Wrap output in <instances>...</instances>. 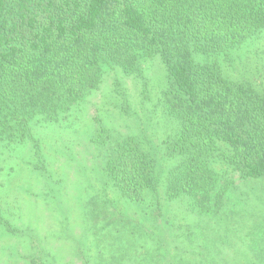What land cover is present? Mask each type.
Listing matches in <instances>:
<instances>
[{"label":"trees","instance_id":"obj_1","mask_svg":"<svg viewBox=\"0 0 264 264\" xmlns=\"http://www.w3.org/2000/svg\"><path fill=\"white\" fill-rule=\"evenodd\" d=\"M156 66L164 82L154 106L172 131L159 142L141 125L131 132L115 126L138 115L127 79L144 85L142 105L153 101L148 72ZM110 73L109 95L120 98V110L88 125L89 99ZM263 78L264 0H0V228L15 235L9 260L17 264L21 245L24 264H75L76 256L82 264H124L130 242L132 264H208L195 220H235L246 205L237 181L264 180ZM50 124L72 137L87 125L98 162L81 159L88 148L80 139L76 149L44 138ZM20 147L31 153L32 175L18 185L33 197L27 204L35 224L25 222L23 208L14 216L1 179L19 169L13 160ZM88 176L98 182L87 184L90 196L80 200L85 211L89 206L82 222L89 230L81 225L75 237L63 221L61 233L42 223L40 200L65 209L68 184Z\"/></svg>","mask_w":264,"mask_h":264},{"label":"rangeland","instance_id":"obj_2","mask_svg":"<svg viewBox=\"0 0 264 264\" xmlns=\"http://www.w3.org/2000/svg\"><path fill=\"white\" fill-rule=\"evenodd\" d=\"M156 71L154 67L153 72H148V76L150 77V79H152V83H149L150 85L148 86V91L151 98H153V101L146 100L143 103L144 105H142L141 103L144 97L141 96L142 93L140 94V92L144 91L145 95L146 89L144 88L142 82L139 84L138 80H134V78L126 80L125 88L127 89V93L130 95L131 102H133V112L138 113V115L135 116L133 114L131 116H128L126 117V119H123L121 123L115 124V126L118 131L131 132L136 130V124L141 125L147 129L148 134L150 133L155 138V140L159 142L160 140L166 138L169 134H171L172 131L169 127V120H166L161 115V112L154 106V103L157 101V96L160 92L159 86H161V84L164 82V70L161 71L160 67L156 66ZM263 80L264 78L260 81L263 82ZM113 83L114 76L110 73V75H107L101 90L89 99L87 109H85L86 121L83 118V122H87V124L91 123V120L93 121L94 118H96V116H99L100 114H105L104 116L117 115L120 108L117 107L116 102H118L120 98L117 97L114 100L109 95L111 89L113 88ZM102 102L107 104V106H105V108L103 109L101 105L103 104ZM85 124H83L84 129H80L79 137H72V135L69 136L67 133L63 132L64 129L56 126V124L48 125V127L45 128L42 132V135L51 143L63 141L71 146H75L76 149L77 146L82 147L80 143L77 142L78 139H80L82 141V144L88 148V151L83 154V157L81 159L83 160V158H95L94 164H96L98 162V160L96 159L99 158L100 153L90 144L89 139H91L93 133L92 131L89 133V130L86 127L87 125ZM109 125H111V123H109ZM48 145L51 147V153L54 158L62 157L60 155V152L56 151V145ZM90 152H92L93 157L92 154L90 155ZM30 154L31 153L28 148H17V152L14 154L15 159L13 160V162L19 169H17V171H15L14 174L11 175V177L7 176L6 173L1 179L5 184L4 192L9 195L11 194L10 196L15 202V204L11 207L14 216L18 218L20 216L19 209L23 208L27 217L25 222L35 224L37 221L34 215V208L28 207L27 204V202L32 200L33 197L31 194L20 192V185H18L19 183H24L32 175V172L30 174L27 173L28 168L26 166V163L28 165V162L30 160ZM80 156L81 154L79 153L76 158H79ZM80 161L78 160L77 164L73 167V171L75 172V175L77 177L81 176L79 174L80 166L78 165ZM75 175L71 174V179L75 180ZM74 180H71V182H73ZM96 183L98 182L95 181L93 176H88L86 179L79 180L73 186L71 184H68L69 186L66 189L64 195V198L67 201V204L65 203V209L57 205L58 201L54 206L55 209H53L52 207H45L44 202L40 200L38 208H41V210L44 209L40 217L41 221H43L42 223H45L48 228L49 224H51L54 228V231L57 230L58 232H60L59 224L61 221H63L71 229L69 235L75 237L78 236V234L83 231L81 225L83 220L86 219V213L89 209L88 206L87 210L85 211L83 209L82 203H80V200L82 202L83 199H87V197L90 196L87 184L95 185ZM255 184L256 183H250L249 181H246L245 183L240 180L237 181L238 187L244 190L239 191L238 193L244 196L246 205L244 204V207L238 212V215L236 217L232 216L235 220L226 222L222 226L218 223L217 219L210 220L209 217L200 216L195 220L198 227L192 229L199 231L201 237L198 250L207 254L206 258L209 259L208 264H213V260L215 262H218L215 264H251V259H253L256 264H264V180H261V182L256 185ZM253 185L255 186L253 187ZM35 192L38 191L35 190ZM249 202H252V205H254L256 209L250 207ZM178 209L179 212H181L185 210V206L178 207ZM248 209H250L251 212H248ZM172 210H174V208H172ZM257 211H261V214H256ZM169 219L174 221L177 220L173 216ZM45 220H47L48 222H45ZM179 221L181 223H185L183 219H179ZM166 223L167 225H169L168 222ZM16 227L19 228L20 226ZM82 227L87 231L91 227V224H83ZM85 230L84 234L86 235ZM253 230L255 231L254 240L252 239V237H254L252 235ZM17 235H19V233H17L16 236ZM12 237H15V235H11L9 233L5 234L3 232V229L0 228V264H15L14 260H9L7 250V245L16 242V239H12ZM120 241L121 240H118L119 245ZM222 242L224 243V245H229V248L221 246ZM111 245L115 248V251H117L119 254H122L120 252V246L117 247V244L115 245V243ZM126 247L128 248V252L124 255V257L121 255L120 261L122 262L123 259H126V262H124V264H132L133 261H137V257L134 256L135 254L131 249L132 244L130 242L126 244ZM183 248H185V245L183 246ZM172 250H174V246H172ZM254 251L255 253L251 255ZM17 254L20 256V260L17 262V264H24L26 262L25 248L19 245ZM108 254L110 253L108 252ZM203 258L204 256L203 254H201L196 260L199 261ZM73 260L75 264H82L83 262L80 256H76L75 258H73Z\"/></svg>","mask_w":264,"mask_h":264}]
</instances>
